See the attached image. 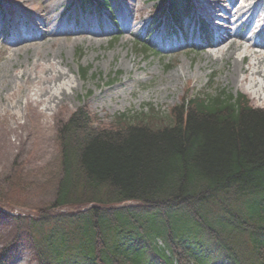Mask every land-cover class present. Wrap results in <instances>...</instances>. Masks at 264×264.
Segmentation results:
<instances>
[{"label":"trees","instance_id":"obj_1","mask_svg":"<svg viewBox=\"0 0 264 264\" xmlns=\"http://www.w3.org/2000/svg\"><path fill=\"white\" fill-rule=\"evenodd\" d=\"M183 9L164 0L160 16L178 26ZM183 97L106 121L79 106L57 132L49 204L11 214L28 180L0 183L15 229L0 264L20 242L36 264H264V109L226 90Z\"/></svg>","mask_w":264,"mask_h":264},{"label":"rangeland","instance_id":"obj_2","mask_svg":"<svg viewBox=\"0 0 264 264\" xmlns=\"http://www.w3.org/2000/svg\"><path fill=\"white\" fill-rule=\"evenodd\" d=\"M161 1L110 0L99 11L83 8L80 0H0V183L16 171L29 184L22 198L10 191L14 197L11 214L32 212L53 199L59 165L57 132L79 106H88L104 121L122 112L151 113L152 107L168 115L183 96L226 90L244 94L254 107L264 108L227 77L228 61L202 66L205 51L216 49L212 44L218 41L219 31L214 41L199 36L198 18L211 21L198 11L196 1L189 0L192 15L176 35L167 25L156 26ZM133 4L146 9L141 22L134 20L141 12ZM259 14L264 15V4ZM259 25L264 27V21ZM131 26L134 30L128 33ZM186 30L192 34L186 35ZM245 31L246 27L238 30ZM46 32L57 38L39 42ZM148 39L153 49L146 54L137 43ZM23 40L29 42L16 44ZM256 40L264 45V31ZM52 55L51 62L66 73L63 81L70 84L65 89L71 96L46 110L34 101L37 87L30 88L21 76L23 69L14 64L23 63L34 75L45 76ZM37 59L42 67L34 70L30 61ZM81 68H89L86 79ZM182 70L187 73L177 76ZM3 210L0 207V252L15 237L14 223ZM6 264H36L31 245L19 243Z\"/></svg>","mask_w":264,"mask_h":264},{"label":"bare ground","instance_id":"obj_3","mask_svg":"<svg viewBox=\"0 0 264 264\" xmlns=\"http://www.w3.org/2000/svg\"><path fill=\"white\" fill-rule=\"evenodd\" d=\"M195 1L198 11L205 12L208 19L213 22L215 34L216 29L219 31V34L217 33L218 41L212 44L216 49L205 51V63L202 66L213 65L219 61H228L229 63H227L230 65L227 70V77L231 76L237 87L244 88L255 101L264 105V45L256 40V37L264 31V27L254 26L256 21H264V17L261 19L262 15L259 14L264 0ZM132 7L141 12V18L134 17V20L141 22L146 9L134 4ZM243 27H246V31L239 33L238 30ZM133 30V26L127 28L128 33ZM56 38L55 33L46 32L39 38V42H47L49 39ZM26 42L29 41L23 40L16 44L21 45ZM52 59H55L54 55L48 57L51 65L45 72V76H40L38 72L34 75L32 68L24 67L23 63L14 64V68L23 69L21 76L29 83L30 88L32 86L37 87L34 91V101L38 105L44 104L46 110H53L58 102L62 103L64 99L71 96L65 89L66 87L70 88V84L63 81L66 73L56 65L57 63H52ZM31 65H33L34 70L42 67L38 59L31 60ZM186 73V70H182L177 76L180 77Z\"/></svg>","mask_w":264,"mask_h":264}]
</instances>
